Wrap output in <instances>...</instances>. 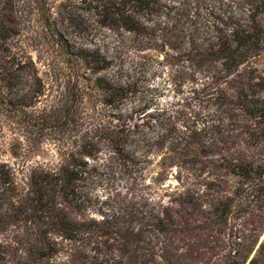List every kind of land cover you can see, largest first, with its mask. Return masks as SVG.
I'll use <instances>...</instances> for the list:
<instances>
[{"label": "trees", "instance_id": "1", "mask_svg": "<svg viewBox=\"0 0 264 264\" xmlns=\"http://www.w3.org/2000/svg\"><path fill=\"white\" fill-rule=\"evenodd\" d=\"M33 20L70 66L67 98L28 112L45 84L18 62L0 73V104L73 140L56 164L0 160V232L17 229L3 259L264 264V0H0V43ZM161 50L190 72L138 90L123 59L143 68L141 54ZM167 89L177 99L162 105ZM98 103L116 111L106 119ZM115 178L91 195L90 181ZM150 183L157 198L135 190Z\"/></svg>", "mask_w": 264, "mask_h": 264}, {"label": "rangeland", "instance_id": "2", "mask_svg": "<svg viewBox=\"0 0 264 264\" xmlns=\"http://www.w3.org/2000/svg\"><path fill=\"white\" fill-rule=\"evenodd\" d=\"M137 55L129 53L123 59V62L125 67L128 68L126 76L137 82L138 90L147 89L145 85L152 88L164 85L169 87L171 86L170 76H176L177 72H190L182 64L171 68L169 64H166L165 54L162 50L159 52H143L141 54L142 59L139 58V60L143 61L145 65L143 68L140 66L136 68ZM31 59L36 69L31 67ZM18 62L29 63L24 72H39V76L45 84L37 106L29 109L28 112L36 113V111L49 106L62 105L67 98L65 92L66 82L72 71L64 56L54 46L53 41L47 38L43 26L37 21L33 20L19 35H15L6 42L0 43V73L14 72L12 68L17 67L16 64ZM13 65L14 67H12ZM186 85L185 90L188 89V83ZM23 88L25 91L33 89L30 86ZM160 99L163 105L170 100H176L177 97L173 90L167 89ZM127 104L131 105L130 102H127ZM115 111L110 106H103L98 103L97 112L106 119L109 114H113ZM72 134L62 129L53 130L51 128L41 129L35 127L26 118L9 111L0 104V160L7 162L15 169L35 163L56 164L60 159V154L66 150L67 146L72 144ZM158 170L157 166H151L149 172H152L146 177V184L149 183L152 176L157 177L156 171ZM176 173V168H173L172 173L165 180V186L170 185L173 188L178 185V180L175 178ZM118 181L116 178L110 181L106 180L98 187H95L97 183L90 181L91 195H100L106 198L109 192H114ZM150 184L148 187L136 185L135 190L145 189L151 193V196L157 198L158 196L153 192V184ZM157 193L162 194L160 190H157ZM92 200L94 201L95 198L93 197ZM93 215L100 216L94 213ZM16 236L17 229L13 224H10L5 230L0 232V264H9L3 258H8L15 252L12 250L17 247Z\"/></svg>", "mask_w": 264, "mask_h": 264}]
</instances>
